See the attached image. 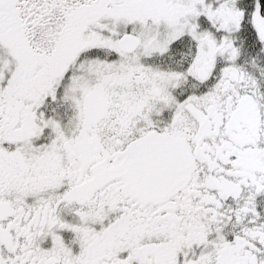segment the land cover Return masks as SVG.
I'll use <instances>...</instances> for the list:
<instances>
[{
	"label": "snow or ice",
	"instance_id": "6c2138e0",
	"mask_svg": "<svg viewBox=\"0 0 264 264\" xmlns=\"http://www.w3.org/2000/svg\"><path fill=\"white\" fill-rule=\"evenodd\" d=\"M0 264H264V0H0Z\"/></svg>",
	"mask_w": 264,
	"mask_h": 264
}]
</instances>
